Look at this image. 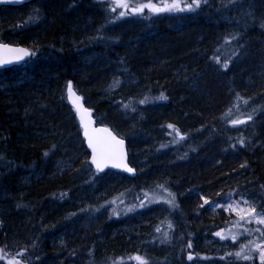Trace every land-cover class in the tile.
<instances>
[{
	"label": "trees",
	"instance_id": "trees-1",
	"mask_svg": "<svg viewBox=\"0 0 264 264\" xmlns=\"http://www.w3.org/2000/svg\"><path fill=\"white\" fill-rule=\"evenodd\" d=\"M175 1L0 6V40L35 52L0 70V264H264L240 250L245 237L217 235L237 221L216 204L236 183L264 210V0ZM69 82L127 140L135 177L93 169ZM163 185L178 195L169 219L143 200ZM210 237L236 247L215 254Z\"/></svg>",
	"mask_w": 264,
	"mask_h": 264
},
{
	"label": "water",
	"instance_id": "water-1",
	"mask_svg": "<svg viewBox=\"0 0 264 264\" xmlns=\"http://www.w3.org/2000/svg\"><path fill=\"white\" fill-rule=\"evenodd\" d=\"M32 0H0V5L19 6ZM27 50L28 55L18 51ZM33 56V51L22 44L0 42V69L13 65H20ZM17 57H22L17 59ZM69 85V84H68ZM66 87L67 100L74 108L76 116L82 128V135L90 152V163L100 173L107 170H115L135 177L137 171L129 162V152L126 139L118 136L110 127L97 124L92 110L85 104L84 97L76 91L71 83L72 91ZM87 133V134H86ZM89 139L96 148L98 158H103V170H98L93 160V148L89 146ZM119 165V166H117ZM132 169V171H128Z\"/></svg>",
	"mask_w": 264,
	"mask_h": 264
},
{
	"label": "rangeland",
	"instance_id": "rangeland-1",
	"mask_svg": "<svg viewBox=\"0 0 264 264\" xmlns=\"http://www.w3.org/2000/svg\"><path fill=\"white\" fill-rule=\"evenodd\" d=\"M116 1H117L116 6L118 8H124V9L127 8L120 7L118 6V4H127L128 6L131 5L133 6V8L134 7L139 8L141 5H148L147 3L144 4L131 3L129 2V0H116ZM174 4L178 6V3L175 0H168L164 4L155 3L152 5H155L157 8H163L165 11L169 9H170L169 11H172L177 9V7L170 8V6ZM145 8L147 9L148 7ZM11 34H13V32ZM232 120L233 121L237 120L236 114L234 115ZM143 200L146 205H150V203L156 202L157 204H162L167 206V208L171 207L175 202L173 197V192L166 185H163V187L160 188H155L153 190L151 189L145 194V199ZM140 201H142V199ZM244 201H248V203L246 204ZM216 204L218 207L222 208L228 215L233 216L234 219L237 221L236 227L232 226L229 231L221 232L220 234L223 233V237L226 238L230 237L232 239L233 237H235L236 239L238 237H245V239L247 240H244L243 244L240 243L239 246L240 250L246 252L248 255H250V257L256 256L258 257L260 262H264V236L261 235V232H264V224L259 223L258 219L254 218L257 214L264 213V210L258 206V204L255 202L253 197L250 196L249 194H246L239 198H237L235 195L223 197ZM118 205L120 206V208H126L124 205L119 204V202ZM251 207H255V213L251 212ZM115 212L116 214H118L120 212L119 208L116 207ZM247 227H249V229H245ZM257 229H259L260 231H256ZM208 242L214 243V246L216 247L220 245V244H215V242H217L215 238L208 240ZM13 248L14 247H12L11 249L13 250ZM12 264H20V263L14 260Z\"/></svg>",
	"mask_w": 264,
	"mask_h": 264
},
{
	"label": "bare ground",
	"instance_id": "bare-ground-1",
	"mask_svg": "<svg viewBox=\"0 0 264 264\" xmlns=\"http://www.w3.org/2000/svg\"><path fill=\"white\" fill-rule=\"evenodd\" d=\"M34 1H36V0H32V1H30V2H28V3H26V4H30V3H33ZM11 6H13V5H11ZM20 6V5H19ZM226 22H227V20H226ZM225 23V22H224ZM221 51L223 52V55L225 56V55H227V56H230V54H228L229 53V49H228V47H221ZM20 66V65H19ZM235 97L236 96H232L230 99H231V102L233 103L234 102V100H235ZM228 104H229V102L227 103V105L225 106V107H228ZM252 109H254L253 107H252ZM234 117V116H233ZM228 121H230V117L229 118H226V120H225V123H228ZM224 123H223V121H222V125H223ZM221 125V126H222ZM165 127L164 126H160L159 127V129L161 130V131H163V129H164ZM170 132H171V135H173L174 137H175V134H174V132L172 131V130H170ZM179 135L181 136V137H183L182 138V140H181V137L180 138H178V137H176L175 138V140L176 141H183L186 137H185V135L184 134H182V133H179ZM207 138V137H206ZM208 138H209V142H214V141H217L216 140V138L213 136V135H211V134H208ZM84 141H85V139H84ZM148 141V140H147ZM189 141V140H188ZM188 141L186 140L184 143H183V145L185 146V147H188ZM146 143L147 142H144L143 143V146H145L146 145ZM85 145H86V142H85ZM153 146V148L154 147H157V146H159L160 148H165L166 147V145H165V143L162 141V140H160L159 141V143L158 144H156V146H155V144H150V143H148V146ZM87 147V146H86ZM54 149V151L56 152L57 151V147H54L53 148ZM87 149H88V147H87ZM88 151H89V149H88ZM57 158H61L60 156H57ZM88 160H89V163H90V152H89V157H88ZM4 161V160H3ZM0 162H2V160H0ZM91 164V163H90ZM91 166L93 167V165L91 164ZM93 169H95L94 167H93ZM13 170H15V168H13ZM115 171V170H114ZM117 172H121V171H117ZM121 173H124V172H121ZM7 174H8V170L6 169V167H4V168H2V165H0V182L1 181H4L5 179V177L7 176ZM246 178V177H245ZM1 185H2V182H1ZM1 185H0V189H1ZM167 185H169V184H167ZM169 188H170V190L172 189L171 188V186H168ZM236 183H234V184H232V185H229V186H227V187H225L224 188V192H223V194L221 193L220 195V197L221 198H223V197H228V196H236L237 198H239V197H242V196H238L237 194H236V191H234V190H236ZM239 189V188H238ZM238 192H241V194L244 192L243 190H237ZM0 196L1 197H4V194L0 191ZM176 196L178 197V195H176V193L175 192H173V197H174V199H176ZM2 202H4V201H2ZM0 203V206L3 204V203ZM255 202L259 205V206H261L262 205V201H261V197H258V200H256L255 199ZM159 210H162L163 212H165L166 213V217H165V219H169L170 218V216H171V214L170 213H168V208H167V206H165V205H161V208H159ZM169 214V215H168ZM161 215H164L163 213H161ZM159 219H160V217H158ZM175 222H177V220H175ZM189 224H187V225H185V227L186 228H189ZM245 229H249V227H247V228H245ZM240 237H238L237 239H239ZM210 239H212V237H210V238H208L207 239V241H206V243H208L211 247H213L214 249V253L215 254H224L225 253V250H226V248L225 247H229V251L230 252H232V251H234V248L233 247H236V242H234V245L232 246V245H230V246H227V245H223V244H220L219 246H214V243H211V242H208V240H210ZM237 241V240H236ZM215 244H219V243H217V242H215ZM88 256V255H87ZM89 257V256H88Z\"/></svg>",
	"mask_w": 264,
	"mask_h": 264
},
{
	"label": "snow or ice",
	"instance_id": "snow-or-ice-1",
	"mask_svg": "<svg viewBox=\"0 0 264 264\" xmlns=\"http://www.w3.org/2000/svg\"><path fill=\"white\" fill-rule=\"evenodd\" d=\"M204 3H207V0H203ZM200 3H201V0H192V2L190 4H187L186 7L189 9V10H195V8L199 7L200 6ZM118 6L120 7H125L127 8L128 5L127 4H118ZM144 7H148L150 9H152L153 11L155 12H160V11H163L164 9L163 8H157L155 5H152V4H148V5H141L139 8H133V11H142V9ZM178 7L177 5H172L170 6V8H176ZM115 9H113L114 11ZM170 10V9H169ZM179 10H184V9H179ZM120 16H124L125 15V12H120L119 13ZM20 52H22L24 55H28V52L27 50H24V49H20L18 50ZM34 54V53H33ZM22 57H17V59H20ZM224 67L226 68L227 67V64L224 65ZM68 90L69 92L72 91V88H71V83H69L68 85ZM160 99H166V97H164L163 95H161ZM144 101H141V103H143ZM245 103H247V101H245ZM231 112V109L229 110V114ZM249 119H251V117L249 116ZM244 121H239V120H234L232 121L233 124H237V123H243ZM168 127L172 128L173 126L172 125H168ZM178 132V130H177ZM87 134V133H86ZM183 138V137H181ZM89 146L93 148V160L92 162L96 164L97 166V169L98 170H103V158H98L97 155H96V148L95 146L92 144V141L91 139H89ZM119 166V165H117ZM128 171H132V169H128ZM170 202V201H169ZM246 204L248 203V201H244ZM205 203H208V201H205ZM251 212L252 213H255V207H251ZM254 218L258 219V222L259 223H262L264 224V213H260V214H257ZM159 230V229H158ZM247 231V230H246ZM256 231H260L259 229H257ZM217 235H220V233H217ZM261 235L264 236V232H261ZM221 238H224V237H221ZM233 239H235V237H233ZM189 247H191V245H189ZM2 251V250H0ZM20 255H23V253H21ZM241 253L240 252H237L236 253V256H240ZM191 259V257H189ZM244 259H248L247 256L243 257ZM0 259H3V257H0ZM136 260L140 261V264H147L146 261H144L141 257H135Z\"/></svg>",
	"mask_w": 264,
	"mask_h": 264
}]
</instances>
